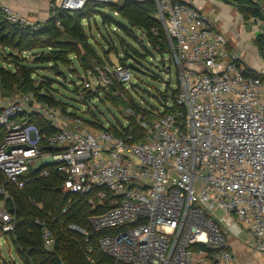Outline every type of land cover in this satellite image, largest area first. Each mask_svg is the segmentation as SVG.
I'll return each instance as SVG.
<instances>
[{
    "label": "built area",
    "instance_id": "2783aa9c",
    "mask_svg": "<svg viewBox=\"0 0 264 264\" xmlns=\"http://www.w3.org/2000/svg\"><path fill=\"white\" fill-rule=\"evenodd\" d=\"M90 1L124 0H49V18L82 11ZM153 1L179 75L175 99L163 111L151 118L133 113L138 136L125 132L128 120L113 130L33 91H0V131L6 133L0 142L1 264H25L15 248L17 216L7 185L23 188L53 173L64 193L86 198L92 229L109 231L99 239V250L111 259L105 264H239L229 239L244 232L251 247L264 252V70L254 77L194 4ZM0 11L10 24H42L10 6ZM56 26L63 29L60 20ZM83 74L81 88L123 97L132 79L128 65L97 60ZM31 114L54 129L45 141ZM71 207L70 200L63 212ZM35 222L44 247L54 251L47 222ZM69 228L89 235L77 225Z\"/></svg>",
    "mask_w": 264,
    "mask_h": 264
},
{
    "label": "trees",
    "instance_id": "16d2710c",
    "mask_svg": "<svg viewBox=\"0 0 264 264\" xmlns=\"http://www.w3.org/2000/svg\"><path fill=\"white\" fill-rule=\"evenodd\" d=\"M227 1L236 6L245 21H248L250 17L264 19V10L259 8L261 4L258 0ZM121 3V5L117 6V4L90 1L84 10L74 13L61 12L57 18H49L47 22L42 23L35 29L10 24L0 11V48H2L0 50L9 49L7 52L8 57L5 56L3 62L9 63L11 61L13 62L11 64L14 65L10 69L0 66V91L5 96L20 91H33L38 98L52 105L59 106L65 111L66 108L64 109L60 102L48 92L51 83L41 80L37 84L34 78L36 69L32 65L23 62L21 56L13 55V53L15 51L26 53L28 50L50 47L51 50L48 52H41L39 54L35 63L47 61L53 64L51 66L53 69L59 63H71V55L76 56L78 66L83 71L92 67L95 60L103 63L104 61L96 50H89L91 49L90 44H88L81 28L82 20L88 17L91 11H99L98 7L100 6L118 10L122 18L126 19L133 28L139 29L147 37L152 47L160 54L166 51L170 52L164 28L155 18L157 12L155 2L153 0H124ZM56 20L61 21L63 29L56 26ZM122 26L127 33H130L127 27ZM154 29L157 33H154ZM63 32L67 35L65 39L61 38ZM262 36L261 34L258 35L261 45H263ZM70 38L76 40L75 44H71ZM133 39L143 45L136 35H133ZM78 43H81L84 48L88 49V53L81 54V50L77 46ZM143 49L145 51L144 54L130 46V50H126L128 51V53L126 52L128 56L125 55L123 58L118 56L120 64H126L125 61L130 57L137 61H139V56L145 55L143 57H147L150 52L146 46H143ZM76 73H78V70ZM251 74L254 77L259 75L256 71H253ZM122 90H124L123 95L125 98V91L127 90ZM166 91L161 92L162 98L164 100H168L169 98L174 100L177 92L176 87L168 86ZM80 94H82V99L85 102L90 101L96 96H100V94L86 88H81ZM101 100L104 99L102 98ZM110 101L114 104L122 102L126 104L128 102L120 96L117 98L110 97ZM131 103V105L128 104L127 106H131V109L135 113H142L147 118L155 115L154 110L137 106L135 102ZM28 118L30 122L37 124L41 128L44 134V141L53 132L54 129L40 115L31 114ZM87 120L91 121L90 118H87ZM129 120L131 122H129V126L125 129V132H131L138 136L142 130L139 128L134 115L130 116ZM93 124L97 127L100 126L98 122H94ZM111 129L114 130L116 128L112 125ZM5 134L4 130L0 131V142ZM0 179L3 181L1 174ZM7 188L13 197V202L9 204L10 209L12 211L15 210L17 216L15 248L25 264H105L111 260L99 250L100 237L106 235L109 231H95L92 229L89 224V217L94 212L91 210L86 198L77 194L64 193L61 189V180L57 173H53L48 178L36 179L23 188H18L11 184H8ZM70 200L72 201V207L67 212H63V208ZM36 204H40L41 209ZM53 216L56 217V220L52 219ZM36 218L44 219L52 230L57 242L54 251H49L44 247L41 228L40 225L36 224ZM71 224L88 229L89 235L84 236L77 231L71 230L69 228Z\"/></svg>",
    "mask_w": 264,
    "mask_h": 264
},
{
    "label": "rangeland",
    "instance_id": "374dc122",
    "mask_svg": "<svg viewBox=\"0 0 264 264\" xmlns=\"http://www.w3.org/2000/svg\"><path fill=\"white\" fill-rule=\"evenodd\" d=\"M121 4V2H118L117 6ZM98 8L99 11H91L89 13L90 15L81 22L83 34L91 47L89 50H96L105 63L114 65L120 64L119 57L123 58L125 55L128 56V54H126L128 51L126 50H130V46L134 47L142 54L145 53L143 46H146L150 52L147 57H143L145 55L139 56V61L131 57L125 61L132 71L131 81L125 85L127 90L125 91V98L121 95H116L111 90L102 88L100 92H98V94H101L99 97L96 96L87 102L83 101L82 94H80V85L83 82L82 78L84 71L78 66L76 56L74 55L70 56L71 63H59L54 69L51 68L53 64L47 61H40L38 64L35 63L39 54L41 52H48L51 50L50 47L28 50L26 53L15 51L13 55L16 54L21 56L23 62L32 65L36 69L34 78L37 84L41 80H46L51 83L48 92L60 102L64 109L66 108L68 111H73L83 118L94 119L104 125L110 124L114 126L119 123H124L125 120L131 122L129 118L135 112L131 109V106H127L128 104L131 105V102H135L137 106L149 108L156 112L163 111L167 105L172 103V99L169 98L168 100H164L161 92H167L168 90L166 91V89L168 86L176 87L178 84L179 70L171 59V53L168 51L163 54L157 52V50L152 47L147 37L139 29L130 26L128 21L122 18L118 10H112L103 6ZM230 10L235 13L233 8H230ZM233 13L228 15L226 11V15H224L225 17L223 18V22L228 24L230 32V38H228V36L226 37L236 49L238 56H240L251 68H253V66H260L264 70V50L262 53L261 50L238 49L241 45L246 46L247 44L251 46V44L248 38H244L239 34V32H243L242 28H244V25H242L240 18H236ZM121 24L127 27L130 33H127ZM239 25H241V28H239ZM247 25L248 26H245L246 32L251 29L252 23L248 22ZM214 26L217 30L222 32L220 28L216 25ZM260 29L263 31L264 25H262ZM64 33L65 32L62 33L63 35L61 37L63 39L67 37ZM132 34L136 35L142 41L143 45L135 41ZM256 36L257 34H255V39ZM69 41L72 42L71 44H75L76 42V40L72 38H70ZM77 46L81 50V54L88 53V49L84 48L81 43H78ZM8 50H0V66L3 65L10 69L12 67L7 66V62H2L5 60V56L8 57ZM259 62L262 63V66ZM9 63L13 62L9 61ZM77 70L78 73H76ZM1 94L5 96L3 92ZM119 96L128 102H126V104L123 102L114 104L110 101V97L117 98ZM102 98L104 100H101ZM215 214L219 218L224 216L222 211H217ZM237 239L247 243L249 236L244 232L239 235ZM1 249L3 255L6 256V247L2 246Z\"/></svg>",
    "mask_w": 264,
    "mask_h": 264
},
{
    "label": "crops",
    "instance_id": "0c3cea01",
    "mask_svg": "<svg viewBox=\"0 0 264 264\" xmlns=\"http://www.w3.org/2000/svg\"><path fill=\"white\" fill-rule=\"evenodd\" d=\"M186 1L202 9L208 15L209 19L214 23V25L220 28L223 34L225 36H228V38H230L229 26L227 23L223 22V18L225 17L224 15H226V11L228 15H230V13H233L230 10V8H233L235 11V13L233 14L236 16V18L239 17L242 25H244V28H242L243 32L242 33L239 32V34L244 38H248V41L250 40V44H251V46L247 44L246 46L241 45V47H238V49L261 50L263 53L264 38L262 40L263 45H261L259 43L260 39H258V35L261 34L264 36V30L261 31L260 29L262 28V25H264V19H256L254 17H250L248 21H245L243 16L236 8V6H234L227 0H186ZM258 1L261 4L260 6H262L261 9L264 10V0H258ZM0 5L10 6L13 9L20 11L22 14L30 17V19L35 22L45 23L49 20V15H50L49 0H0ZM248 22H251L252 26L251 29L248 30V32H246L245 26H248L247 25ZM239 28H241V25H239ZM255 34H257L256 39H255ZM232 48L235 49L233 46ZM6 65L10 66L9 63L8 64L6 63ZM260 65L262 66V63H260ZM13 66L14 65L12 64V66L10 67L13 68ZM253 68L254 71L261 69L260 66L258 67L253 66ZM229 240H230V245L236 254V258L238 261L237 263L264 264V252L255 251L251 247L248 241L247 243L241 242L240 240L237 239V237H231Z\"/></svg>",
    "mask_w": 264,
    "mask_h": 264
},
{
    "label": "water",
    "instance_id": "95a60500",
    "mask_svg": "<svg viewBox=\"0 0 264 264\" xmlns=\"http://www.w3.org/2000/svg\"><path fill=\"white\" fill-rule=\"evenodd\" d=\"M259 8H262V6H259Z\"/></svg>",
    "mask_w": 264,
    "mask_h": 264
}]
</instances>
